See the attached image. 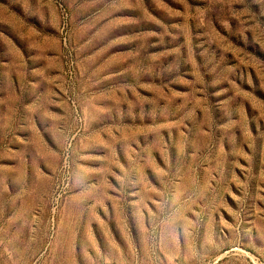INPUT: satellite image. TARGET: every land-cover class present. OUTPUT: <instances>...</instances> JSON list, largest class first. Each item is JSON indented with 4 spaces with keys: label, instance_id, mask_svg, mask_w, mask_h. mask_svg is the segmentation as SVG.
I'll list each match as a JSON object with an SVG mask.
<instances>
[{
    "label": "rangeland",
    "instance_id": "1",
    "mask_svg": "<svg viewBox=\"0 0 264 264\" xmlns=\"http://www.w3.org/2000/svg\"><path fill=\"white\" fill-rule=\"evenodd\" d=\"M0 264H264V0H0Z\"/></svg>",
    "mask_w": 264,
    "mask_h": 264
}]
</instances>
